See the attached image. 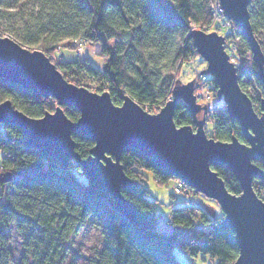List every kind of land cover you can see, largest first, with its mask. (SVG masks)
Listing matches in <instances>:
<instances>
[{"label":"trees","instance_id":"trees-1","mask_svg":"<svg viewBox=\"0 0 264 264\" xmlns=\"http://www.w3.org/2000/svg\"><path fill=\"white\" fill-rule=\"evenodd\" d=\"M213 2L0 0V32H7L27 47L43 50L50 58L62 46L75 49L82 40L102 44L101 67L79 54L77 59L62 60L61 52L57 58L59 70H72V80L66 79L79 86L90 83L83 74L97 79L93 83L95 90L110 92L116 104H122L129 96L146 108L164 105L171 99L174 72L181 59L196 48L189 31L193 24L212 21ZM249 12L264 50V0H249ZM238 33L244 42L237 65L240 85L244 87L242 76L251 74L262 86L257 65L248 64L249 43L239 29ZM110 40L112 44H108ZM5 99L33 117L54 111L58 104L54 97L0 75V101ZM63 109L72 120L80 116V110L74 106L64 105ZM212 116L209 136L224 141L237 136L245 141L240 124L230 119L225 104L216 108ZM174 120L178 125L197 124L196 114L183 101L175 105ZM73 137L80 156L87 157L95 141L78 133ZM26 138L20 126L0 123V173H13L11 180L0 182V264L15 261L10 248L13 227L23 247L17 264H64L72 237L89 219L101 231L103 246L88 259V264H185L177 251L190 260L198 255L204 259L210 256L216 264H234L237 259L239 245L235 233L220 225L224 214L211 218L192 200L182 199L172 208L168 228L148 225L150 219L159 217L157 203L149 197L145 186L148 174L160 184L175 178L154 157L132 147L121 155L124 171L137 184L134 190H123L141 222L134 223L115 208L110 194L94 188L88 177L81 178L85 173L78 160L72 159L65 166L28 144ZM256 162L263 166L260 160ZM212 168L231 192H242L230 169L216 164ZM253 187L264 200V177L254 178Z\"/></svg>","mask_w":264,"mask_h":264},{"label":"water","instance_id":"water-1","mask_svg":"<svg viewBox=\"0 0 264 264\" xmlns=\"http://www.w3.org/2000/svg\"><path fill=\"white\" fill-rule=\"evenodd\" d=\"M220 3L225 16L236 23L248 41L264 90V50L250 19L249 0ZM190 37L207 62L203 73L212 75L218 95L224 98L230 119L240 124L245 141L237 136L225 141L215 139L207 134L203 122H198L196 130L175 122L178 101L185 102L194 113L200 109L193 81L176 88L161 110L151 113L132 97L126 96L122 104H116L108 91L99 93L68 81L43 50L30 49L1 35L0 75L54 97L58 105L52 112L33 117L5 99L0 101V123L20 126L28 144L65 166L72 159L78 160L92 186L110 194L115 208L134 223L141 222L123 190H134L137 184L124 171L121 155L132 147L154 157L163 170L219 203L224 213L220 225L235 233L239 245L234 264H264V200L253 187L254 178L264 177V98L260 100V116L240 85L238 68L229 60L223 36L195 28ZM64 105L80 110L77 120L67 116ZM75 133L95 141L85 158L76 150ZM214 164L233 172L242 187L240 194L228 189L212 168ZM12 178L11 171L0 173V182Z\"/></svg>","mask_w":264,"mask_h":264},{"label":"rangeland","instance_id":"rangeland-1","mask_svg":"<svg viewBox=\"0 0 264 264\" xmlns=\"http://www.w3.org/2000/svg\"><path fill=\"white\" fill-rule=\"evenodd\" d=\"M213 19L209 24L206 25L198 26L193 24L189 34L195 28L202 29L206 32L216 31L218 34L224 37V42H227L231 49L238 50L235 53V60H232L233 57H229V60L231 62L238 63L237 65L239 66V50L244 48V42L241 35L238 33V26L233 20L226 18L231 23L229 30L233 32L234 35H224L220 33V27L223 25V23H227L229 26L228 21L223 22V20H220V24H214ZM0 35L8 36L7 32L5 31H1ZM77 43L78 44H76L75 49H71L68 45H65L62 46L60 50L58 49L54 52L51 57L52 59L49 57L50 60L56 64L58 69L60 68L57 65V58L61 52L62 60L77 59L78 57L76 54H79L81 55V58H88L95 66H102L103 58L100 55L102 44L90 43L85 40L79 41ZM112 43V40L108 41V44ZM29 48L35 49L33 46H29ZM248 55L251 58L248 60V64L251 65L253 63L251 51L248 52ZM206 68L207 62L197 52L196 48H194L189 52L188 55L181 59V62L174 72L173 92L176 88L180 87L184 83L189 81L194 82L196 88L195 94L197 95V102L200 105V109L197 111V113H195L197 124L195 127H193V129L196 130L198 127V122H203L207 134L210 135L212 133L213 126V112L216 108L223 106L225 102L224 98L218 95V87L214 82L212 75L209 73H203V70ZM60 71L65 76V78L72 80L70 78L72 77V70L63 68V70ZM83 76L86 77L87 81L90 82L89 85L85 87L97 92V90H95L96 86L93 84L97 79H93L87 74H83ZM242 81L244 83V87L242 89L251 97L255 110L261 116L262 111L260 108V100L264 98V90L262 86H259L256 83L254 77L251 74L242 76ZM164 105L155 104L153 106H146L145 109L151 113H158ZM145 186L149 189V197L157 203V211L159 213L158 218L156 217L150 219L148 222L149 226H169L167 220L169 219L171 210L173 207L182 203V199H189L197 202L206 210L211 218H218L224 214L219 203L215 199L207 197L202 192L196 191L191 187H187L188 185L182 181L180 182V180L176 177L171 178L165 184H160L154 179L153 175L148 174V178L145 180ZM179 187L180 189H178ZM262 192H264V190H262ZM172 194H175V197H173ZM12 233L13 240L10 244V248L15 258L13 264H17V261L23 252V247L21 243V237L14 227L12 228ZM102 246L103 238L101 231L97 228L95 221L93 219H89L82 230L72 237L70 242V252L64 264H69L70 261L73 264H88V259L92 257L96 250L100 249ZM177 255L183 259L185 264H216L217 262L216 259H212L210 256H205L204 259L202 255H198L192 257L193 260H190L189 257L187 258L182 256L180 251H177Z\"/></svg>","mask_w":264,"mask_h":264},{"label":"built area","instance_id":"built-area-1","mask_svg":"<svg viewBox=\"0 0 264 264\" xmlns=\"http://www.w3.org/2000/svg\"><path fill=\"white\" fill-rule=\"evenodd\" d=\"M212 9H213V18H214L213 23L214 24H220V20H223V22L228 21L226 19L227 17L224 15V9L221 6L220 0H215V2H213ZM228 23H229V26L227 25V23L226 24L223 23V25L220 27V33L224 34V35L225 34H227V35L233 34L234 35V33L229 30L231 23L229 21H228ZM223 46H224L226 52L228 53L229 57H233L232 60H235V53L238 50L237 49H231V47L228 46L227 42H224ZM233 63L236 66L238 64L235 62H233ZM86 177H87L86 174H82V176H81L82 179H85ZM178 189H180V187Z\"/></svg>","mask_w":264,"mask_h":264}]
</instances>
